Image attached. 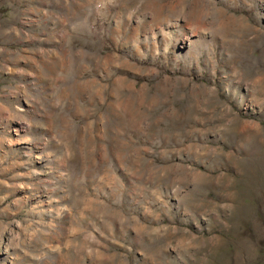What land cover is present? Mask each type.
Instances as JSON below:
<instances>
[{"label": "rangeland", "instance_id": "rangeland-1", "mask_svg": "<svg viewBox=\"0 0 264 264\" xmlns=\"http://www.w3.org/2000/svg\"><path fill=\"white\" fill-rule=\"evenodd\" d=\"M0 264H264V0H0Z\"/></svg>", "mask_w": 264, "mask_h": 264}]
</instances>
